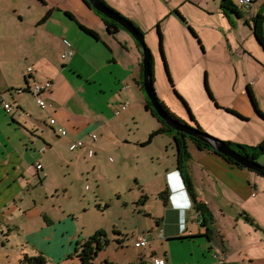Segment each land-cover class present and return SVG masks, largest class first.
I'll list each match as a JSON object with an SVG mask.
<instances>
[{
	"label": "crops",
	"instance_id": "1",
	"mask_svg": "<svg viewBox=\"0 0 264 264\" xmlns=\"http://www.w3.org/2000/svg\"><path fill=\"white\" fill-rule=\"evenodd\" d=\"M103 1L143 32V19L137 14L140 9L148 14L153 24L150 30L157 24L161 30L178 19L173 11L178 12L182 3L187 4L191 0ZM252 1L250 11L242 18L233 16L234 27L226 19L231 29L237 27L241 20H251L258 10L264 17V0ZM47 13V18L42 21ZM96 19V14L81 0H0V97L4 103L12 105L11 112L7 114L0 101V264H21L24 255L35 257L39 254L45 258V264H81L76 243L87 240L97 231H105L96 227L86 236L82 234L84 228L70 231L74 225L69 220L72 214L65 213L64 206L67 204L59 202L55 186L51 189L45 183L53 177L51 157L58 155L56 151L60 144L66 145L72 152L75 140H90L89 130L85 128L92 124L84 114L80 96L84 86L76 81L82 78V63L94 69L91 75L97 73L98 68H94L93 62L82 60L75 39L85 37L92 42L98 39L106 42L103 37L111 38L107 31V35H101L98 25L92 23ZM100 21L105 28L101 18ZM77 24L95 32L98 38L86 34ZM248 29L255 50L262 54L264 62V51L256 42L252 30ZM190 34L201 48V54L197 52L204 56L200 40ZM64 39L74 50L67 60L61 59L65 51ZM123 43V60L114 57L111 60L121 67L122 76L130 74L131 84V81L135 83V72L142 56L135 49V41L126 33ZM108 49L111 51V48ZM27 67H31V71L28 72ZM91 75L86 76V81L91 79ZM184 78L187 80L185 85H190L192 77L184 74L181 79ZM237 78L238 75L235 78L231 75L226 80L225 89L227 91L228 87L229 90L226 100L222 90L216 93L210 90V86L206 88L204 83L205 104L209 108L206 113L218 115L223 110L243 127L250 123L251 118L242 115L236 108L239 106L252 113L264 127V120L249 99L250 92L257 109L261 111L254 92L248 89L237 92ZM181 79L178 81L182 82ZM46 81L51 82V87L42 98L49 106L42 110L36 105L30 89ZM171 82L173 90L172 79ZM126 88L123 86L121 91ZM184 93L181 91L179 94L188 101ZM50 117H55L65 129L66 135L58 137L64 140L54 141L53 132L57 133L48 124ZM154 141L161 144H157L151 158L153 180L149 183V179H142L136 190L139 193L137 201L145 199L143 208L147 207L152 197L157 202L148 210L153 221L150 231L143 234L148 237V245L136 251L133 244L117 248L121 239L116 240L105 231L110 243L97 252L92 262L151 264L153 258H159L167 264H264V178L255 172L234 167L220 156L199 149L189 141V158L179 164L173 138L166 133L155 136L148 145H143L146 140L138 143L150 146ZM37 163L41 165L40 170L36 169ZM181 175L189 178L194 200L205 205L209 218L204 221L202 219L207 214L203 216L193 209ZM244 215L253 219L260 229L247 223ZM112 232L119 233L115 229ZM74 240L76 243L72 252L70 246Z\"/></svg>",
	"mask_w": 264,
	"mask_h": 264
},
{
	"label": "rangeland",
	"instance_id": "2",
	"mask_svg": "<svg viewBox=\"0 0 264 264\" xmlns=\"http://www.w3.org/2000/svg\"><path fill=\"white\" fill-rule=\"evenodd\" d=\"M191 1L187 4L182 3L179 8L180 14L177 16L179 20L175 17L178 23L172 21L164 29L159 28L161 37L163 36L161 44L167 70L174 84L173 90L178 94L181 91L185 92L188 101L179 95L188 104L199 128L208 136L222 142H233L249 147L264 143V127L261 122L256 121L252 113L245 112L239 106H236L239 112L251 118L250 123L243 127L223 110L218 115L211 112L208 115L206 110L209 108L205 104L207 101L203 90L206 83L205 86L207 88L210 86V90L216 93L222 90L223 94H226V100L229 91L228 87L227 91L225 89L226 80L231 75L234 78L238 75L235 81L236 91L252 90L260 106V112L264 115L262 54L256 52L249 35L250 31L242 20L237 27L230 28L219 10L221 0ZM233 1L237 3V0ZM90 9L97 16L92 23L98 25L102 36L107 35L100 21L104 15L91 7ZM137 14L143 19L141 29L144 30L142 32L144 42L154 62L153 87L156 96L171 113L181 120L185 118L189 124L187 121L189 113L171 89V83L165 73L156 28L150 30L153 24L144 10L140 9ZM190 30L200 40L204 56H200L201 48L197 40L192 39L194 37ZM119 31V34L112 35L114 39L112 36L103 37L106 42L103 39L92 42L93 40L85 37L75 39L82 53L80 54L82 60L93 62L94 68H98L97 73L91 75L94 69L82 63L80 67L82 78L76 81L84 86L80 96L83 100L84 114L90 118L92 124L85 129L89 130L87 131L89 135H95L96 139L90 142L86 138H78L86 146L72 152L66 145L60 144L56 151L58 155L51 157L50 168L53 177L45 183L50 185L51 189L55 186L59 202L64 201L67 204L64 210L66 214H72L69 220L74 225L70 231H80L84 228L82 234L86 236L97 227L105 230L116 240L121 239V244L117 248H126L140 235L147 234L152 227L153 221L148 210L157 202H154L152 197L147 207L143 208L145 199L142 198L141 202H138L139 193L136 190L142 179H149V183L152 182L151 158L157 144L161 142L154 141L150 146H141L138 143L147 140L149 134L160 124L151 111L145 109L146 103L150 102L139 84L138 72L141 71V63L135 72V83L131 81L130 84V74L122 76L121 67L114 65L111 60L113 57L123 60L124 33L133 39L123 28ZM108 48H111V51ZM135 49L141 53L137 41ZM124 62L126 63V60ZM184 74L192 77V82L188 86L185 85L186 78L181 79ZM88 75H91V79L86 81ZM178 79L183 81L180 82ZM123 86H127L126 90H122L124 92L121 91ZM124 103L127 106H123ZM53 134L54 141L65 139L58 138L54 132ZM255 161L264 167V153ZM112 229L119 233H113ZM116 240L115 243L118 244ZM75 243L76 240L70 246L72 252Z\"/></svg>",
	"mask_w": 264,
	"mask_h": 264
},
{
	"label": "trees",
	"instance_id": "3",
	"mask_svg": "<svg viewBox=\"0 0 264 264\" xmlns=\"http://www.w3.org/2000/svg\"><path fill=\"white\" fill-rule=\"evenodd\" d=\"M81 1L85 4V6L90 8V5L87 2V0H81ZM100 1L106 7H108L111 10H113L103 0H100ZM220 10H221L222 14L224 15V17L228 20V22H229L231 27H234V25H235V21L233 20V16H234V18H242L244 16V14H245V12L241 8H239L238 4L235 3L233 0H221ZM114 12L122 17V15H120L118 12H116V11H114ZM173 12L176 13L177 16L179 15L177 11H173ZM47 15H48V13L44 16L42 21L47 18ZM122 18H124V17H122ZM101 19H102V21L104 23L106 31L110 35L116 34L117 31L119 29H121L120 26L115 24L113 21L107 19L106 17L103 16V18H101ZM126 20L129 21L128 19H126ZM129 22H131V21H129ZM131 24L134 26L136 31L142 33V31L136 25H134L132 22H131ZM263 24H264V17H263V15H262L260 10H258V12H256V14L254 15V17L251 20H249V21L244 20V25L248 26L252 30V33H253V36H254L256 42L261 47V49L264 51V31H263L264 27H263ZM77 25L86 34L90 35L91 37H93L95 39L98 38L95 32H93V31H91L89 29H86V28H84L83 26H81L79 24H77ZM156 32L158 34V39H159V53H160V56H161V58L163 60V64H164V67H165V73L167 74L168 80H169V82L172 85L171 77H170L169 72L167 70L166 61H165L164 54H163V51H162V44H161V38L162 37H161V33H160V30H159L158 26L156 27ZM191 33L193 34L192 31H191ZM153 65H154L153 58L150 55V75H151V80H152V83H153V86H154V68H153ZM140 66H141V71H140V82H139V84L143 88V85H142V79H143V76H142V62L140 64ZM173 91H174L175 95L181 100L182 104L185 106V108L187 109V112L189 113V117H190V118L188 117L189 124H193L192 127H195L199 131L203 132L199 128V126H198L194 116L192 115L189 107L187 106V103L185 102V100H183V98L175 90H173ZM249 99H250V101L252 103V106L255 109L256 113L259 115L260 118H262L264 120V115L262 114V112H260L257 109L256 104H255V100L253 98V95L250 92H249ZM159 103L161 104L162 108L165 110V112L170 117H172L174 120L179 121L180 123L187 124L186 122L182 121L180 118H177L173 113H171L170 110L161 101H159ZM145 109L151 111L153 117L158 121L160 126H159V128H157L156 130L152 131L149 134L148 139L146 140V142L143 143V145L150 144V142L152 141V139L155 136H157L159 134H165L166 133V134L170 135L173 138L174 146L176 147V150H177V161H178L179 164H181L182 162L186 161L189 158V153H188V150H187V142L189 141V142H192L199 149H206V150H209L212 153L220 156L228 164H230V165H232L234 167L240 168V169H244L239 163L235 162L231 158H229L227 156H224L222 154H219L215 150L211 149V147L207 143L202 142L199 139H196V138L191 137V136H187L185 134H182L180 132H177V131L171 129L161 119H159V117L156 115V113L151 109L150 103H148V102L146 103ZM227 111L235 114V112H233L231 110L227 109ZM189 124H187V125H189ZM224 143L227 144L236 153H238V154H240L242 156H245V157H247V158H249V159H251L253 161H255L257 159V157L261 156L264 153V143L258 144L257 146H253V147L240 145V144H236V143H233V142H224ZM183 178H184L183 181H184V184H185V188L187 190L186 192H187L189 200H190V202H191V204L193 206V209H195L196 211H200L201 214L203 216H205L207 214L206 211H205V205L197 203L194 200L193 192L191 190V182H190L189 178H186L185 176H183ZM208 215L209 214H207L206 218L203 217L202 221H204L205 219L209 218ZM244 219L247 221V223H249L254 228L260 229L258 224L253 219L248 217L247 215H244ZM109 243H110V240L107 238V234L105 233V231H97L92 236H90L87 240H84L82 242H77L76 243V250L78 251V257H79V259L81 261V264H92L93 258L95 257L97 252L99 250H102L105 247H107L109 245ZM45 262H46L45 258L42 255H40V254L35 256V257H28L27 255H24L22 257L21 261H20L21 264H45ZM107 264H110V263H107ZM138 264H145V263H138Z\"/></svg>",
	"mask_w": 264,
	"mask_h": 264
},
{
	"label": "water",
	"instance_id": "4",
	"mask_svg": "<svg viewBox=\"0 0 264 264\" xmlns=\"http://www.w3.org/2000/svg\"><path fill=\"white\" fill-rule=\"evenodd\" d=\"M87 2L89 3L91 8L100 12L107 19L113 21L115 24L127 31L140 45L142 53L143 90L148 97L151 109L156 113L159 119H161L171 129L207 143L211 147V149L215 150L219 154L231 158L235 162L239 163L244 169L255 172L259 176L264 178V167L258 165L255 161L236 153L224 142L208 136L204 132L199 131L197 128L184 123H180L179 121L174 120L172 117H170L159 103L155 90L153 88V83L150 75L151 53L145 45L143 34L136 31L131 22L127 21L126 19L115 13L113 10L106 7L100 0H87Z\"/></svg>",
	"mask_w": 264,
	"mask_h": 264
},
{
	"label": "built area",
	"instance_id": "5",
	"mask_svg": "<svg viewBox=\"0 0 264 264\" xmlns=\"http://www.w3.org/2000/svg\"><path fill=\"white\" fill-rule=\"evenodd\" d=\"M252 3V0H237V4L239 6V8H241L243 11H247L250 7ZM63 45L65 47V51H63V53L61 54V59L63 60H67L68 58H71L74 50L72 48V45L70 44V42H68L67 40H63ZM31 67H27V71H31ZM51 87V82L46 81L43 84H35L31 89H30V93L31 95L34 97L35 99V103L36 105L44 110L46 109L49 104L42 98V95L48 91ZM0 101L2 102V106L4 111L8 114L11 112L12 107L9 103H4L0 97ZM123 106H127L126 103L122 104ZM116 114H118V111H116ZM48 124L55 130V132L57 133L58 136L64 137L66 135V131L64 128H62L59 123L53 118L50 117L48 119ZM89 141L90 142H94L96 137L93 134L89 135ZM84 146H86V144L83 143L82 140H75L71 149L72 150H76V149H80L83 148ZM36 169L40 170L41 169V165L40 164H36ZM148 245V237L145 235H140L133 243L134 248L136 249H141L144 248ZM151 264H167L165 260L163 259H159V258H153L151 261Z\"/></svg>",
	"mask_w": 264,
	"mask_h": 264
},
{
	"label": "clouds",
	"instance_id": "6",
	"mask_svg": "<svg viewBox=\"0 0 264 264\" xmlns=\"http://www.w3.org/2000/svg\"><path fill=\"white\" fill-rule=\"evenodd\" d=\"M252 3H253V1H252ZM252 3H251V5H252ZM250 11V7H249V9L247 10V11H244L245 13H248ZM191 126V125H190ZM182 174V173H181ZM182 176V179H184L183 178V175H181ZM183 184H184V181H183ZM184 187H185V184H184ZM185 190H186V188H185ZM187 191V190H186ZM187 193V192H186ZM187 196H188V194H187ZM188 199H189V197H188ZM190 201V200H189ZM191 203V202H190ZM191 206H192V204H191ZM193 207V206H192Z\"/></svg>",
	"mask_w": 264,
	"mask_h": 264
},
{
	"label": "flooded vegetation",
	"instance_id": "7",
	"mask_svg": "<svg viewBox=\"0 0 264 264\" xmlns=\"http://www.w3.org/2000/svg\"><path fill=\"white\" fill-rule=\"evenodd\" d=\"M182 121H184V120H182ZM185 122V121H184ZM183 134V133H182Z\"/></svg>",
	"mask_w": 264,
	"mask_h": 264
}]
</instances>
